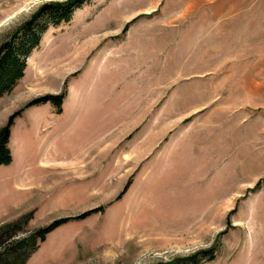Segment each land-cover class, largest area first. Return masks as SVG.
I'll return each instance as SVG.
<instances>
[{
	"label": "rangeland",
	"instance_id": "rangeland-1",
	"mask_svg": "<svg viewBox=\"0 0 264 264\" xmlns=\"http://www.w3.org/2000/svg\"><path fill=\"white\" fill-rule=\"evenodd\" d=\"M71 1L0 0V48ZM62 94L15 121L0 227L103 210L27 264H264V0H88L0 98V130Z\"/></svg>",
	"mask_w": 264,
	"mask_h": 264
},
{
	"label": "trees",
	"instance_id": "trees-1",
	"mask_svg": "<svg viewBox=\"0 0 264 264\" xmlns=\"http://www.w3.org/2000/svg\"><path fill=\"white\" fill-rule=\"evenodd\" d=\"M88 0H74L65 5H46L43 14L36 15L32 22L21 31L16 32L9 42L0 48V98L10 93L25 76L26 60L32 52L40 46L41 40L49 27H59L62 23H69L74 12ZM66 95H48L30 102L25 108L12 115L7 124L0 130V167L9 166L13 157L9 148L12 128L17 118L29 108L51 103L59 113ZM96 209L76 218L60 219L46 228L20 235L22 227L27 224L18 222L0 227V264H27L31 257L39 250L40 243L45 242L48 235L61 226L78 220H85L91 215L102 211ZM210 254H205L211 256ZM213 255L208 260H213ZM195 261V260H193ZM188 264V263H186ZM189 264H199V261Z\"/></svg>",
	"mask_w": 264,
	"mask_h": 264
}]
</instances>
